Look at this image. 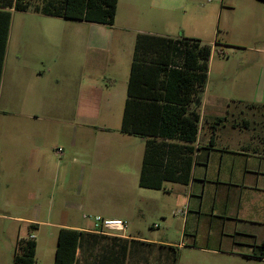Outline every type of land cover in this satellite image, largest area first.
<instances>
[{
    "label": "crops",
    "instance_id": "obj_1",
    "mask_svg": "<svg viewBox=\"0 0 264 264\" xmlns=\"http://www.w3.org/2000/svg\"><path fill=\"white\" fill-rule=\"evenodd\" d=\"M224 4L225 0L213 6H207L202 0H119L115 21L116 34L114 32L107 36L104 30L92 31L93 39L90 41L87 39V31L74 30L67 35V44L86 48L105 45L108 48L107 44L115 41L116 65L119 67L123 61L121 48L131 43L132 57L128 61L131 70L139 34L177 38L176 34L182 32L185 37L202 40L211 31L218 14L222 19ZM226 8L233 11L225 15L224 26L227 29L238 28L240 26L237 23L247 22L251 25L247 31H253L254 36L260 40L263 38L264 31L259 28L264 29V0H229ZM83 36L86 37L84 41L76 39ZM8 59L9 38L0 81V198L4 199L1 205L8 208L7 211L0 212V218L4 219L2 226L6 228L7 221L21 223V230L25 227L26 234L20 231L17 240L33 236L37 248V231L58 229V236L61 228L80 230L77 264H116V245L121 241L131 240L137 243H134L136 246L169 245L170 243L128 235L122 231L86 226L84 221L72 216L68 209L84 207L82 201H74L73 195L67 191L66 178L72 164H80L82 183L84 180L93 182V200L103 201L116 188L100 182L125 180L131 171V165L135 166L139 162L140 180L145 139L135 135L137 140L131 142L128 139L135 137L132 134L109 125H94L93 128L100 135L99 140H88L81 145L73 159L57 162L51 157L49 147L43 139L49 133V127L36 122L56 113L72 116L73 107L72 110L70 105L57 108L51 97L33 96L28 99L22 96L24 88L33 87L29 81L30 68L18 64L10 69ZM125 73L128 75L123 89L119 90L116 84L115 91L104 93L105 88H101L95 99L94 93L89 95L90 100L87 97L83 99V95L89 92L88 88L93 87L94 83H80L76 112L82 120L96 115V112L99 115L103 111L109 114L119 106L124 111L130 71ZM68 80V84L72 85L70 79ZM47 89L50 93L55 92V88ZM262 90L263 92L247 103L238 100L239 104L236 106L242 105V108L235 113H230V102L222 99L225 105L221 103V106L226 108V113L217 111L216 107L212 109L210 116H203L200 112L204 105L201 95L200 104L192 106V109L200 112L201 120L198 139L192 144L195 152L189 183L165 181L163 184L165 188L166 183H172V189L168 190H173L174 184L190 187L191 195L200 197L198 208L201 213L205 199H209L211 226L220 237L219 247L211 250L215 254L224 255L228 264H264V257L258 251V246L264 242V87ZM243 108L253 111V114L245 113ZM256 112L258 117L255 116ZM13 118L16 119L15 123L12 122ZM254 118L260 123L257 127L259 130L254 127L253 134L249 135L246 131L251 128ZM83 124L85 129L92 126L87 122ZM85 136H90V133H85ZM69 147H76V139L71 140ZM139 158L141 160L137 162ZM58 165H64L65 178L59 193L55 187L51 188V184L56 183ZM0 210H3L2 207ZM222 242H225L227 249H221ZM109 246L111 247L108 249Z\"/></svg>",
    "mask_w": 264,
    "mask_h": 264
},
{
    "label": "rangeland",
    "instance_id": "obj_2",
    "mask_svg": "<svg viewBox=\"0 0 264 264\" xmlns=\"http://www.w3.org/2000/svg\"><path fill=\"white\" fill-rule=\"evenodd\" d=\"M202 1L207 6L218 5L221 2V0ZM227 1L229 0H225L222 19L218 14L211 31L202 37V40L211 44L213 48L209 61L208 79L202 92L204 105L200 112L203 116H210L212 109L216 107L217 111L226 113V108L223 107L226 100L231 104L230 113H235L242 108V105L236 106L239 104L238 100L247 103L263 92L264 36L260 40L254 36L253 31L249 29L247 31V28L251 26L247 22L237 23V26H240L239 29L236 27L227 29L224 26L225 15L233 13L226 8ZM33 2L43 3L42 0H33ZM87 22L46 15L33 8L27 11L15 10L13 13L9 34L8 67L12 69L20 64L30 68L29 81L33 85V87L24 88L22 96L28 99L33 96L51 97L57 108L70 105L72 110L73 107L72 116L56 113L36 122L49 127V133L43 139L49 147L51 157H54L57 162L73 159L76 152L80 151L81 145L88 140L97 142L100 135L93 128L94 125H109L114 129H120L122 124V106L116 107L109 114L103 111L99 115L96 112V115L88 116L83 120L76 112L81 82L94 83L93 87L88 88L89 92L83 95V99L89 98V95L93 93L95 99L101 88L106 89L104 93L115 91L116 84L119 90L123 89L128 75L125 71L129 73L128 61L132 57L133 44L131 43L122 46L123 61L119 67L116 65L115 41L107 44L108 48L105 45L88 48L69 46L67 35H70V31H87L89 33L87 39L90 41L93 39L92 31L104 30L107 36L114 32L116 34V24ZM259 29L264 31L262 28ZM176 36L185 37L182 32H178ZM79 38L76 39L80 41L86 39L84 36ZM68 79L72 85L68 84ZM111 86H113L112 89H109ZM49 87L55 88V92H48ZM243 109L245 113L253 114V111ZM255 116L258 117L257 112ZM255 119H252L251 128L246 131L249 135L253 134L254 127L259 130L257 127L260 123H257ZM12 120L13 123L16 122L15 118ZM84 122L92 126L85 129ZM117 132L120 133V131ZM85 133H90V136H85ZM136 138L138 137L128 140L133 142L137 140ZM75 139L76 147H69L71 140ZM139 160L141 158L137 162ZM140 164L141 162L135 166L131 165V171L125 180L100 182L108 186L113 185L116 191L103 201L95 202L94 190L91 188L93 182L84 180L82 183L79 174L80 164L73 163L70 174L66 178L67 191L73 195L74 201H82L84 207L70 208L69 212L76 219L84 221L86 226L97 228L101 220H97L96 216L101 219L121 218L128 225L126 231L122 233L170 243L169 245L136 246L137 243L131 240L121 241V244L116 245V251H118L116 264H228L224 255L215 254L211 250L219 247L220 237L211 226L209 199H205L201 213L198 208L200 197L191 195V189L187 185L174 184L173 190H168L172 189L170 182L166 183L163 189L140 187L138 183ZM63 171L64 165H58L56 183L51 184V188L55 187L58 193L65 180ZM2 201L4 199L0 198V205ZM0 207L3 209L0 212L8 210L2 205ZM186 208L188 211L184 215L182 210ZM18 214L31 215V213ZM2 222L4 219L0 218V264H14L13 255L18 241L17 235L20 231L25 235L26 229L23 227L21 230V223H11V221H7L8 226L6 225L5 228ZM57 232L58 229L48 228L35 232L38 234L39 241L35 264H54ZM221 249H227L225 242L221 243ZM20 252L18 248V253ZM134 252L136 255H133Z\"/></svg>",
    "mask_w": 264,
    "mask_h": 264
},
{
    "label": "trees",
    "instance_id": "obj_3",
    "mask_svg": "<svg viewBox=\"0 0 264 264\" xmlns=\"http://www.w3.org/2000/svg\"><path fill=\"white\" fill-rule=\"evenodd\" d=\"M0 0V81L15 10L113 25L119 0ZM212 46L199 38L139 34L120 130L145 139L139 185L162 189L165 181L188 184L200 131L199 105ZM81 231L61 228L54 264H77ZM14 264H35L34 238L15 245ZM18 248L21 250L18 253ZM264 257V242L258 246Z\"/></svg>",
    "mask_w": 264,
    "mask_h": 264
},
{
    "label": "built area",
    "instance_id": "obj_4",
    "mask_svg": "<svg viewBox=\"0 0 264 264\" xmlns=\"http://www.w3.org/2000/svg\"><path fill=\"white\" fill-rule=\"evenodd\" d=\"M188 209H183L182 213L184 215L187 214ZM97 220H101V223L97 225L101 230H111L114 232H124L127 229V223L125 220L121 218H106V219H101L99 216H96ZM30 238H33L31 236Z\"/></svg>",
    "mask_w": 264,
    "mask_h": 264
}]
</instances>
